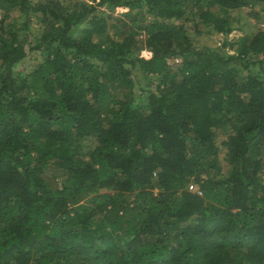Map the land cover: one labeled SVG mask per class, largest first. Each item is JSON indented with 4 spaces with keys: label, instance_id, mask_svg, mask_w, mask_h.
<instances>
[{
    "label": "trees",
    "instance_id": "1",
    "mask_svg": "<svg viewBox=\"0 0 264 264\" xmlns=\"http://www.w3.org/2000/svg\"><path fill=\"white\" fill-rule=\"evenodd\" d=\"M0 8V264H264V0Z\"/></svg>",
    "mask_w": 264,
    "mask_h": 264
},
{
    "label": "rangeland",
    "instance_id": "2",
    "mask_svg": "<svg viewBox=\"0 0 264 264\" xmlns=\"http://www.w3.org/2000/svg\"><path fill=\"white\" fill-rule=\"evenodd\" d=\"M241 18H243L244 20V24H245V28L244 30H246L245 32H251V30H255L254 27H255V24L250 21V24H247L246 22V11L242 12L241 13ZM38 28H35V31H37ZM241 34H243V31L242 30H234L231 34H230V37H238L240 36ZM198 43H205V44H209V45H212V46H219L220 45V42L222 41L223 39V35L222 34H203L201 36H198ZM22 65H25V64H20V67H22ZM223 136V135H221ZM223 138V137H222Z\"/></svg>",
    "mask_w": 264,
    "mask_h": 264
},
{
    "label": "built area",
    "instance_id": "3",
    "mask_svg": "<svg viewBox=\"0 0 264 264\" xmlns=\"http://www.w3.org/2000/svg\"><path fill=\"white\" fill-rule=\"evenodd\" d=\"M2 18V10H1V8H0V19ZM191 187H193V186H191Z\"/></svg>",
    "mask_w": 264,
    "mask_h": 264
}]
</instances>
